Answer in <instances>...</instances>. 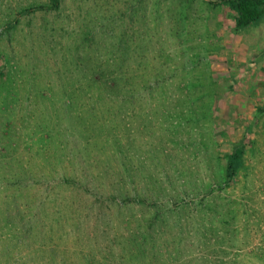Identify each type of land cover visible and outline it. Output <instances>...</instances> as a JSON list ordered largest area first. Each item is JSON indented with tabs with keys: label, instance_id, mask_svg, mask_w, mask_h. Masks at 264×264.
<instances>
[{
	"label": "rangeland",
	"instance_id": "1",
	"mask_svg": "<svg viewBox=\"0 0 264 264\" xmlns=\"http://www.w3.org/2000/svg\"><path fill=\"white\" fill-rule=\"evenodd\" d=\"M214 2L0 0V264H264V19Z\"/></svg>",
	"mask_w": 264,
	"mask_h": 264
},
{
	"label": "trees",
	"instance_id": "2",
	"mask_svg": "<svg viewBox=\"0 0 264 264\" xmlns=\"http://www.w3.org/2000/svg\"><path fill=\"white\" fill-rule=\"evenodd\" d=\"M212 6L227 7L233 14V20L238 30H248L264 19V0H214ZM60 0H50L46 6H37L25 10L23 14L57 11ZM115 84V83H114ZM113 84V85H114ZM114 87V86H112ZM245 143L237 144L230 155L226 157L225 181L230 184L235 181L244 166Z\"/></svg>",
	"mask_w": 264,
	"mask_h": 264
}]
</instances>
